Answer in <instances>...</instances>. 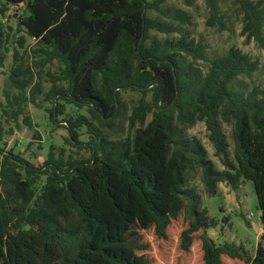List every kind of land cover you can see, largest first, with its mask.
I'll return each instance as SVG.
<instances>
[{
	"label": "trees",
	"instance_id": "1",
	"mask_svg": "<svg viewBox=\"0 0 264 264\" xmlns=\"http://www.w3.org/2000/svg\"><path fill=\"white\" fill-rule=\"evenodd\" d=\"M166 1L0 0L1 14L9 6L25 9L18 24L35 40L24 52L34 55L36 73L54 61L62 65L44 90L19 50L13 52L9 78L16 92L5 95L6 103L0 99V264H264L262 243L249 257L242 245L214 241L208 230L220 220L187 184L195 168L209 197L220 183L238 191L251 181L264 232V87L237 85L258 63L236 47L208 57L205 46L180 28L190 17ZM205 2L208 24L223 25L218 0ZM234 3L243 14L242 34L264 46L262 2ZM152 31L179 37L159 40ZM17 42L24 48L26 37ZM6 44L0 27V68ZM198 60L209 63L205 74ZM125 91L140 99L128 136L110 140L94 121L112 126ZM40 94L53 123L64 122L71 144L88 156L64 157L50 147L36 164L1 143L4 122L34 126L25 106H39ZM68 104L90 117L68 114ZM198 122L205 123L223 169L187 136ZM222 122L233 126V159Z\"/></svg>",
	"mask_w": 264,
	"mask_h": 264
},
{
	"label": "rangeland",
	"instance_id": "2",
	"mask_svg": "<svg viewBox=\"0 0 264 264\" xmlns=\"http://www.w3.org/2000/svg\"><path fill=\"white\" fill-rule=\"evenodd\" d=\"M262 7L264 9V0ZM1 5V3H0ZM165 6L179 10L190 17V24H182L180 28L186 32L190 38L196 42H201L205 48L208 57L214 58L224 55L230 48L236 47L244 54H247L253 61L258 63V69L252 74L251 78L240 76L237 85L244 91L249 90L253 85L264 87V46H261L255 39L247 40L246 35L242 34L243 14L234 0H218L219 14L223 25L216 24L214 26L208 24L210 17L209 8L205 0H167ZM26 14L25 9L9 6L5 14L0 13V27L4 34V40L8 37L9 52L6 55L5 64L0 68V99L6 103L5 95L16 92L10 81V71L15 66L14 50L18 49L21 54V61L25 66L29 65L36 73L38 68L35 67V58L32 53L24 52V49L33 50L36 47L35 40L28 36L24 28H20L18 18L20 15ZM151 17H157L155 11H148ZM21 36L26 37L24 48H20L17 39ZM152 37L164 40L167 37L178 38L179 34L171 35L151 32ZM197 65L203 74L208 71L209 63L198 60ZM62 65L58 61L47 64L44 72L39 76L36 73L34 82L41 81L44 90L51 87L50 74L58 73ZM33 82V83H34ZM150 99V95L148 96ZM44 94L38 96L39 106L27 103L25 106V114L30 117L33 127L25 125L22 121L20 127L7 125L4 122L5 134L1 141L6 144V148H13L15 152L22 154L30 161L41 164L46 160L50 147H54L58 155L64 157H81L88 156L84 150H79L70 142L68 130L63 126L64 122L57 126L51 120L47 108L50 103L44 100ZM140 99L138 92L125 91L122 92V101L124 103L121 115L113 122L112 126L102 127L97 121L95 125L108 136L110 140H122L129 133V116L135 105ZM66 112L74 117L78 115L90 114L86 109H78L74 105H67ZM62 116L59 117L61 119ZM150 118V117H149ZM1 119V109H0ZM223 130L227 136L229 150L232 159L234 153V140L232 136L233 126L231 123L222 122ZM12 127V131L9 128ZM187 136L192 139L196 138L206 149L208 157L215 163L218 169H223L218 156L215 155V149L209 139V131L204 122H198L186 131ZM39 135V136H38ZM81 139L87 141L89 133L86 126L81 128ZM188 186L195 188L202 196L203 206L208 209L209 215L220 220V224L215 229H209V235L217 244L225 242L242 245L249 257L255 254L258 243L264 246V232L261 223V212L257 206V197L254 186L251 181L245 182L238 191H233L226 183H220V192L213 197H209L204 189L201 180V171L195 168L188 172ZM250 215L251 218H247Z\"/></svg>",
	"mask_w": 264,
	"mask_h": 264
},
{
	"label": "built area",
	"instance_id": "3",
	"mask_svg": "<svg viewBox=\"0 0 264 264\" xmlns=\"http://www.w3.org/2000/svg\"><path fill=\"white\" fill-rule=\"evenodd\" d=\"M247 218H248V219L251 218L250 215H248Z\"/></svg>",
	"mask_w": 264,
	"mask_h": 264
},
{
	"label": "crops",
	"instance_id": "4",
	"mask_svg": "<svg viewBox=\"0 0 264 264\" xmlns=\"http://www.w3.org/2000/svg\"><path fill=\"white\" fill-rule=\"evenodd\" d=\"M220 188H221V187H220V185H219V192H220Z\"/></svg>",
	"mask_w": 264,
	"mask_h": 264
}]
</instances>
